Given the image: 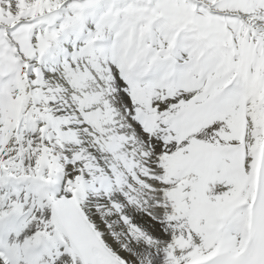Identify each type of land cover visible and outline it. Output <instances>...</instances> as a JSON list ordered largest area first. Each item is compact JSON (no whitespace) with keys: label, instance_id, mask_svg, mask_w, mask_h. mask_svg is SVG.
Instances as JSON below:
<instances>
[{"label":"snow or ice","instance_id":"snow-or-ice-1","mask_svg":"<svg viewBox=\"0 0 264 264\" xmlns=\"http://www.w3.org/2000/svg\"><path fill=\"white\" fill-rule=\"evenodd\" d=\"M0 264H264V0H0Z\"/></svg>","mask_w":264,"mask_h":264}]
</instances>
